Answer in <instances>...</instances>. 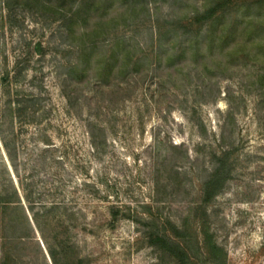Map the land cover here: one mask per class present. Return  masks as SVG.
I'll return each instance as SVG.
<instances>
[{
	"label": "rangeland",
	"instance_id": "374dc122",
	"mask_svg": "<svg viewBox=\"0 0 264 264\" xmlns=\"http://www.w3.org/2000/svg\"><path fill=\"white\" fill-rule=\"evenodd\" d=\"M21 3L0 2V264H155L141 233L150 216L196 233L204 222L226 264H264L263 61L239 54L225 69L212 63L218 48L179 58L173 35L162 52L158 22L202 0H148V16L138 9L98 37L107 50L124 37L145 56L140 69L78 80L67 75L78 50L66 10ZM236 8L227 4L226 18H239ZM96 18L90 11L75 33ZM248 47L264 49V33ZM221 147L234 149L231 175L202 204Z\"/></svg>",
	"mask_w": 264,
	"mask_h": 264
},
{
	"label": "trees",
	"instance_id": "16d2710c",
	"mask_svg": "<svg viewBox=\"0 0 264 264\" xmlns=\"http://www.w3.org/2000/svg\"><path fill=\"white\" fill-rule=\"evenodd\" d=\"M52 1H56L54 7L60 9V13L63 14L66 10L64 23H67L69 30L67 35L73 40L72 46L78 50L75 63L68 67V77L77 74L80 80L91 71L97 81L108 82L111 75L123 76L128 73L129 67L138 71L143 65L145 56H139L134 45L132 50L129 49V43L124 37L116 36L108 50L103 48L98 37L108 32L111 27L115 28L120 22H125L128 17L135 16L138 9L146 12L148 16V0H22L21 4L28 7L35 4L43 6ZM234 1L239 18H226L224 7ZM0 2L10 10L19 0ZM90 11H96L97 17L92 28L75 33L73 26L78 24L80 19L86 25L85 18ZM240 23L243 24L240 26ZM156 28L157 43L162 52L166 53V40L173 35L175 41L172 47L180 44L179 58L189 54L190 58L196 61L199 56L212 55L214 49L218 48L222 54L221 59L213 60L212 63L224 65L225 69L239 54L264 63V49L257 47L258 50L252 51L250 46L248 47L264 33V0H202L201 10L195 9L192 15H185L174 21H163L161 24L158 22ZM238 35L242 38L240 42L236 40ZM156 57L160 62L161 54L158 53ZM162 60L169 64L173 57L166 56ZM208 66L205 62L204 67L207 69ZM1 80L3 81V78ZM256 82L264 92V66L261 67V73L257 75L254 83ZM10 111L15 114L19 107L10 108ZM233 154V148L222 147L218 151L210 152L213 167L201 185L202 204L211 203L230 178ZM111 215L116 219L114 212ZM133 220L139 222L138 219ZM144 224L146 227L141 233L147 244L156 252L155 264H162L166 260H172L174 264H226V253L215 242L213 234L204 222L198 233L186 222L178 226L169 220L159 221L153 216L148 217Z\"/></svg>",
	"mask_w": 264,
	"mask_h": 264
}]
</instances>
